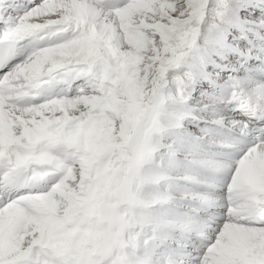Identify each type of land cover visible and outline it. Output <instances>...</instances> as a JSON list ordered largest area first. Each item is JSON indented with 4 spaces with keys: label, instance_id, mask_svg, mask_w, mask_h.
<instances>
[{
    "label": "snow or ice",
    "instance_id": "obj_1",
    "mask_svg": "<svg viewBox=\"0 0 264 264\" xmlns=\"http://www.w3.org/2000/svg\"><path fill=\"white\" fill-rule=\"evenodd\" d=\"M0 264H264V0H0Z\"/></svg>",
    "mask_w": 264,
    "mask_h": 264
}]
</instances>
